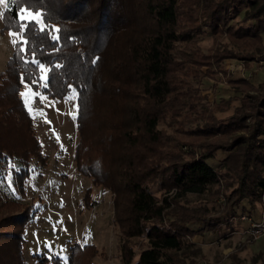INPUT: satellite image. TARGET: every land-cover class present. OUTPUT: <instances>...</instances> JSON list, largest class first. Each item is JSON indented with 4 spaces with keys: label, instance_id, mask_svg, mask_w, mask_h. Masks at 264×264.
<instances>
[{
    "label": "trees",
    "instance_id": "trees-1",
    "mask_svg": "<svg viewBox=\"0 0 264 264\" xmlns=\"http://www.w3.org/2000/svg\"><path fill=\"white\" fill-rule=\"evenodd\" d=\"M23 5L42 9L45 22L59 25L60 39L54 42L31 27L27 55L21 59L18 48L25 46L15 45L0 82V162L20 164L15 174L19 187L31 173V157L41 156L32 118L19 94L24 82L37 86L35 59L49 66L42 90L51 98L62 100L77 92L74 160L81 174L115 194L116 223L126 237L119 246L124 264L134 257L128 244L134 237L144 238L135 264H181L176 252L194 232L191 224H202L200 231L219 232L240 214L239 208L245 210L243 201L253 209L263 203L264 82L255 87L246 78L229 79L243 96L228 100L240 99L241 105L230 117L217 119L199 106L201 95L193 81L225 72L220 64L225 58L264 61L257 52L264 0H16L3 12L5 28L19 29ZM241 12L248 25L234 29L230 21ZM111 29V53H102L99 36ZM205 30L216 39L226 33L236 44L244 39L247 52L241 55L227 46L208 52L179 48ZM106 58L109 68L103 69ZM226 101L217 104L225 108ZM253 114L256 120L247 124L245 119ZM187 122L196 125L186 129ZM162 123L177 127L169 133ZM227 135H233L231 142ZM182 144L192 150L185 152ZM196 148L201 151L196 153ZM218 151L226 155L217 166L211 161ZM226 166L237 186L229 194L223 191L226 207L221 215L202 217L199 210L187 213L175 205L190 192L202 194L220 184ZM154 186L161 190L160 198ZM13 203L5 201L0 210ZM33 215L27 208L0 215V264H24L23 232ZM97 250L92 243L74 244L67 264H94Z\"/></svg>",
    "mask_w": 264,
    "mask_h": 264
},
{
    "label": "rangeland",
    "instance_id": "rangeland-1",
    "mask_svg": "<svg viewBox=\"0 0 264 264\" xmlns=\"http://www.w3.org/2000/svg\"><path fill=\"white\" fill-rule=\"evenodd\" d=\"M8 5H0V13H3ZM29 9L42 13L40 8ZM242 17V12L238 16L233 15L230 25L235 29L241 24H246L242 22ZM46 23L50 28H59L57 23ZM89 25L87 24L88 27ZM14 31L17 30L5 28L3 15L0 16V82L6 78V65L15 49L12 43L13 38L9 35ZM52 34L57 35L54 32ZM225 34L223 33L216 39L210 30H205L193 42L180 44L179 48L183 51L199 49L208 52L213 49L223 50L227 46L228 49H233L241 55L247 52L244 39L236 44L231 42ZM93 35L92 40L96 38V35ZM114 35V30L111 29L99 36L104 43L102 53H111ZM261 36V47L257 52L264 55V30ZM56 50H51V52ZM108 59L106 58L103 69L109 68ZM220 64L225 72H217L213 77L203 75L199 80H194L193 84L199 88L201 95L199 106L211 110L217 119H226L234 114L237 106L241 105L240 99L232 101L228 99L234 95L243 96L241 92L237 93L227 81L246 78L253 86L258 87L264 82V61L246 62L241 58H225ZM44 65L49 69L48 65ZM46 75L48 77V72ZM34 81H37V86L28 85L31 91L37 93L30 105L36 118L33 119V115L29 111L28 113L32 118L33 135L41 145V156L31 157L29 166L31 173L25 179L23 187H19L15 178L20 164L16 161L0 162V205L5 201L15 202V204L4 206L0 210V215L21 212L26 208L34 213L23 232L24 264H57L59 262L67 264L70 248L74 244L83 247L88 243L96 245L98 249L93 258L94 264H124L119 246L126 237L116 223L115 194L102 185H96L91 177L81 174L74 160L79 140L76 122L77 92L72 90L62 100L51 98L42 90L45 86L44 81L39 78ZM25 84L27 83L24 82ZM24 85L19 94L29 90ZM41 96L45 99L41 100ZM69 97H74V99L70 100ZM221 100H227L224 102L227 103L225 108L217 104ZM26 108L28 110V107ZM40 113L44 115L41 116ZM256 116V114L249 115L245 119L246 123L253 124ZM94 121L97 122L96 117ZM93 122H90V125L94 128L95 122ZM194 125H196L195 122H187L184 127L188 129ZM160 127L171 133L177 126H167L162 123ZM226 139L231 142L233 135H227ZM182 149L188 152L192 150V147L182 144ZM194 151L199 153L201 149L196 148ZM225 155V152L218 151L217 157L211 162L218 166ZM221 172L223 179L220 184L214 185L202 194L190 192L175 205L180 206L182 211L187 213L199 210L202 217L213 218L221 215L226 207L224 192L229 194L237 186V178L232 176V172H227V166L222 168ZM152 191L157 197H161V190L158 186H154ZM243 203L245 210L239 208L240 214L232 217L229 223L225 222L219 232L200 231L202 224H191L194 232L185 236L183 248L176 252L179 263L264 264V239L255 240L248 233L250 227L248 218L255 221L254 215L259 217L261 215V221L264 222V208L261 203H258L254 209L246 200ZM143 242V237L128 240L134 255L129 264L136 263L139 252L144 247Z\"/></svg>",
    "mask_w": 264,
    "mask_h": 264
},
{
    "label": "snow or ice",
    "instance_id": "snow-or-ice-1",
    "mask_svg": "<svg viewBox=\"0 0 264 264\" xmlns=\"http://www.w3.org/2000/svg\"><path fill=\"white\" fill-rule=\"evenodd\" d=\"M9 2L15 4L16 0H0V5H5L7 6ZM3 13H0V16H2ZM19 29L14 32H10L9 35L13 38L12 43L13 45L22 44L25 47H20L18 48V55L21 56V59H23L24 55H27L28 53V48L27 45L29 44L28 39L26 38V33L30 30L31 27L37 28L40 32L47 33L51 36V39L54 42H58L60 37L59 35L52 34L54 33H59L60 29L59 28H50L49 25L44 20L43 13L39 11H33L30 10L27 7H21L19 10ZM33 63L37 64V67L40 72L39 80H43L45 85L47 84V75L46 73L50 71L44 64H41L38 60L33 59ZM37 81H33V83H36ZM22 83H23V78H22ZM26 89H29L28 91L21 92L20 96L23 98L24 104L26 107H28V111L30 114L33 115V119L36 118V114L33 113V110L31 108V103H32V98L37 95V93L31 91L30 86L28 84L24 85ZM41 100H44L45 97L41 96ZM69 99H74V97H69ZM41 116L44 115V113H40ZM57 140H59V137L57 136ZM61 147H63L61 145Z\"/></svg>",
    "mask_w": 264,
    "mask_h": 264
},
{
    "label": "built area",
    "instance_id": "built-area-1",
    "mask_svg": "<svg viewBox=\"0 0 264 264\" xmlns=\"http://www.w3.org/2000/svg\"><path fill=\"white\" fill-rule=\"evenodd\" d=\"M243 218H247L243 216ZM250 220V227L248 229V233L252 236L253 239H264V222L263 221H254L251 218Z\"/></svg>",
    "mask_w": 264,
    "mask_h": 264
},
{
    "label": "crops",
    "instance_id": "crops-1",
    "mask_svg": "<svg viewBox=\"0 0 264 264\" xmlns=\"http://www.w3.org/2000/svg\"><path fill=\"white\" fill-rule=\"evenodd\" d=\"M261 206H263V208H264V205H262L261 204ZM262 214V213H261ZM260 215V214H259ZM254 219H255V221H261L262 220V216L260 215V217L259 216H255L254 215ZM258 242V241H257Z\"/></svg>",
    "mask_w": 264,
    "mask_h": 264
}]
</instances>
